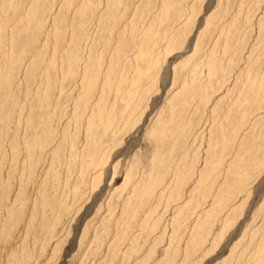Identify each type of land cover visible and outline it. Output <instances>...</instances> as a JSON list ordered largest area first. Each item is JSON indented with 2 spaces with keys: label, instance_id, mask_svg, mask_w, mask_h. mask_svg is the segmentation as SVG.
<instances>
[{
  "label": "rangeland",
  "instance_id": "1",
  "mask_svg": "<svg viewBox=\"0 0 264 264\" xmlns=\"http://www.w3.org/2000/svg\"><path fill=\"white\" fill-rule=\"evenodd\" d=\"M0 264H264V0H0Z\"/></svg>",
  "mask_w": 264,
  "mask_h": 264
},
{
  "label": "bare ground",
  "instance_id": "2",
  "mask_svg": "<svg viewBox=\"0 0 264 264\" xmlns=\"http://www.w3.org/2000/svg\"><path fill=\"white\" fill-rule=\"evenodd\" d=\"M146 56V55H145ZM157 59H155V61H156ZM157 62V61H156ZM211 66H212V64H211ZM212 72V71H211ZM211 75H212V73H211ZM212 78V77H211ZM111 124V122H108L107 124ZM112 125V124H111ZM108 127V126H107ZM106 127V128H107ZM109 128V127H108ZM110 128H111V126H110ZM109 128V129H110ZM86 167V166H85ZM83 168V167H82ZM82 171H83V173H84V170L82 169ZM86 171V170H85ZM82 175V174H81ZM129 178V177H128ZM128 178H126V180L124 181V183H123V186H127L128 185V183H129V180H128ZM83 179V178H82ZM96 179V178H95ZM84 180H85V178H84ZM151 187H152V185H151ZM126 188V187H125ZM123 189H124V187H123ZM133 189V188H132ZM150 189V188H149ZM133 191H135V189H133ZM128 204V203H127Z\"/></svg>",
  "mask_w": 264,
  "mask_h": 264
}]
</instances>
